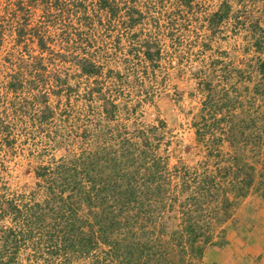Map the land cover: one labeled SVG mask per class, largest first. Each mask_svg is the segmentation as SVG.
<instances>
[{"label": "rangeland", "instance_id": "1", "mask_svg": "<svg viewBox=\"0 0 264 264\" xmlns=\"http://www.w3.org/2000/svg\"><path fill=\"white\" fill-rule=\"evenodd\" d=\"M118 1L160 18L146 73L96 0H0V264H207L262 228L264 0ZM61 171L103 199L52 194Z\"/></svg>", "mask_w": 264, "mask_h": 264}, {"label": "trees", "instance_id": "2", "mask_svg": "<svg viewBox=\"0 0 264 264\" xmlns=\"http://www.w3.org/2000/svg\"><path fill=\"white\" fill-rule=\"evenodd\" d=\"M46 1V0H44ZM78 0H76L77 2ZM99 6L100 10H104L106 13H111L112 18L109 19H113L112 21L116 20L117 24H120L122 26H124L123 28L124 33H128L129 36H133L135 37V41L134 39L132 41L129 40V46H128V50L127 53L124 54L123 57L126 58V60L133 59V57L137 58V62L140 65V63H142V69L143 72H147V69L151 68L153 69L154 64L156 62V60H159V54L161 52V48H160V40L156 39V35H152V33L150 32V28L147 31V33H145L143 36L138 37L136 36V34L134 33L133 29L136 23L139 22H143V19L146 20L148 22V20H153L155 17H153V15H151V11H147L146 12V17H144V9L141 10H132L128 11V15L126 18L120 17L119 15H116V11L114 10L117 6V4L119 5V1L117 3V0H96ZM128 1V0H127ZM175 5L178 6V4H181L182 2H184L185 5H190L192 0H171ZM63 2H65L66 4L61 3V0L58 2V0H54V6L56 7L58 4H63L65 6H67V4L71 6V4L73 3V5L76 3H74L73 0H63ZM116 2V3H115ZM43 3V2H42ZM155 3V2H154ZM45 4V3H44ZM51 4V5H52ZM49 5V4H48ZM156 5H159V3L157 2ZM153 11H155L156 7H153ZM98 9H91L92 11H96ZM157 12V10H156ZM150 14V15H148ZM162 14V13H161ZM160 14V15H161ZM100 18L98 19L100 22H102V14ZM116 15V16H115ZM164 16V15H163ZM155 19H157L159 21V17H156ZM211 19H214L213 17ZM80 20V18H79ZM213 22H216L215 20ZM149 23V22H148ZM81 24V23H80ZM82 25V24H81ZM94 26L93 25H85L84 27H91ZM171 28V26H170ZM81 30L84 31L83 27L81 28ZM77 31H75V35ZM36 38L39 41V44L42 45L45 43V41L47 40V38L50 35H46L44 32H40L37 31L36 33ZM27 34H25L24 31L20 30L18 33L19 38H22L23 36H25ZM122 34H120L119 37H116V39L113 42L114 47V53H119L120 52V45L122 43L123 38L121 37ZM140 36V35H139ZM81 40L85 41V44L91 45L92 42L90 40V36L89 34H85L83 33L81 36ZM255 44H258V41L255 40ZM81 46H85V45H81ZM82 49L84 50L83 52L87 53L86 48L82 47ZM116 51V52H115ZM109 52V51H108ZM87 56V57H86ZM90 56V57H89ZM85 55L82 56L81 58H79V62H77V64L79 65L80 69H81V73L87 75L88 77H92V76H97V74H102V69H103V65L99 62H97L95 59L98 58V55L96 52H94V54L91 55ZM141 57V58H140ZM141 59V60H140ZM264 66V63L262 64ZM264 74V71L262 72ZM97 96H103V102H104V106H103V112H105V104L107 106H110L111 108H115V105L113 103V101H111L109 99V97L107 95H105V93H103L100 89H97ZM88 94V98L92 101L93 100V88L89 89L88 91H86ZM110 100V101H109ZM111 112H107L106 115H113L114 111L111 109ZM230 128V126H229ZM83 170V174L84 175H88L89 174V169L86 170V168H82ZM59 177L55 179V184L51 187V192L52 194H57L59 192H61L63 189L62 187H66L67 190L70 191V193L67 196H73L78 198L80 201H87V202H92L95 200H98V203L103 199L101 198V193L98 191H91V190H86L85 187L81 184L82 181H80V179L78 178V173L77 172H71L69 174H67L65 171H61V173L58 175ZM207 178V177H205ZM210 184H213V182H207ZM200 194H202V190H200ZM96 214L102 213L101 211H97L95 212ZM192 225L191 223H188L186 226V229L191 228ZM71 230V227H70ZM69 230V231H70ZM68 231V232H69ZM72 231V230H71ZM205 241H209V237L204 239Z\"/></svg>", "mask_w": 264, "mask_h": 264}, {"label": "crops", "instance_id": "3", "mask_svg": "<svg viewBox=\"0 0 264 264\" xmlns=\"http://www.w3.org/2000/svg\"><path fill=\"white\" fill-rule=\"evenodd\" d=\"M261 214L256 212L254 218L260 220L261 223L259 224L262 228L256 229L257 232L255 230H248V233H244L245 239H241V246L237 247L233 245L234 247L231 248L229 246L225 247V250H230L226 252V254H230L228 260L224 261L220 257H216L213 262L208 261L207 264H264V212ZM218 248H214L213 251L224 252Z\"/></svg>", "mask_w": 264, "mask_h": 264}]
</instances>
